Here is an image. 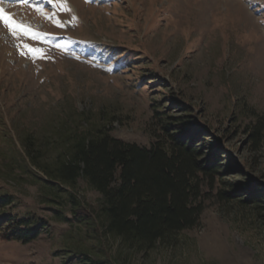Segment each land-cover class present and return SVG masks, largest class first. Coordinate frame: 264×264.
Listing matches in <instances>:
<instances>
[{
    "label": "rangeland",
    "instance_id": "374dc122",
    "mask_svg": "<svg viewBox=\"0 0 264 264\" xmlns=\"http://www.w3.org/2000/svg\"><path fill=\"white\" fill-rule=\"evenodd\" d=\"M99 131L220 165L192 229L130 248L85 180L47 175ZM0 195L47 225L0 236V264H264V0H0Z\"/></svg>",
    "mask_w": 264,
    "mask_h": 264
},
{
    "label": "trees",
    "instance_id": "16d2710c",
    "mask_svg": "<svg viewBox=\"0 0 264 264\" xmlns=\"http://www.w3.org/2000/svg\"><path fill=\"white\" fill-rule=\"evenodd\" d=\"M164 125L163 131L171 132L172 124ZM169 136V146L157 142L150 149L102 131L81 136L72 160L46 173L71 186L85 180L103 197L106 233L130 248L151 250L196 225L202 211L192 205L200 193L197 175L214 174L220 166L213 162L206 167L198 160L197 147L177 132ZM13 203L12 196L0 195V236L23 244L36 241L46 223L14 214ZM73 205L75 217H79L81 203L73 199ZM87 220L85 215L83 221Z\"/></svg>",
    "mask_w": 264,
    "mask_h": 264
}]
</instances>
